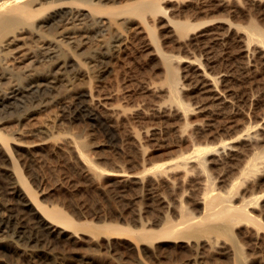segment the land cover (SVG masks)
Listing matches in <instances>:
<instances>
[{
  "label": "bare ground",
  "instance_id": "bare-ground-1",
  "mask_svg": "<svg viewBox=\"0 0 264 264\" xmlns=\"http://www.w3.org/2000/svg\"><path fill=\"white\" fill-rule=\"evenodd\" d=\"M259 2L264 0H0V111L16 110L29 114L47 106L51 103L49 99L59 103L66 102L67 109H70L69 120H79L84 124L78 132L66 131L62 137L59 135L60 140L54 135L50 137L54 141L50 144L53 150L66 153L68 151L80 163L79 167L92 179H96V182L97 178L101 180L118 176L116 181L119 187L133 184L140 190V202L133 204L134 208L130 206L133 212L128 214L131 215L134 226L129 222L125 223L127 215L123 216V212L121 215L118 213L117 217L122 224L112 222L108 217L109 220H106L101 214H97L96 222H93L95 219L85 220L80 215L83 214L80 208L85 209L83 205L67 207L73 209V212H79L76 217V213H73L72 217V212L68 213L66 206H63L65 210L48 199L46 202L39 199V195L48 197L51 186H39V189L36 184L37 188L31 187L19 167L23 153L21 157L15 153L19 149L20 152L24 151L23 157L32 155L35 148L46 146L50 138L48 141H26L0 132V231H6V235L0 237V264H63L65 255H68L64 252V246L83 245L88 250L95 248L116 252L114 243L117 238H122L127 249L132 252L142 247L145 253L147 250L157 252V247L162 242H177L184 251H189V264H208L207 251H218L228 256L232 264H248L244 249L235 240V230L243 223L256 225L254 227L257 232L260 228L264 230L261 217L252 213L254 208L264 212V190L242 196L250 183H255L256 178L264 174V151L255 148L257 142L264 139V117L256 124L235 123L234 120L226 124L220 122L217 116L228 115L227 108L232 104V94L235 92L233 81L238 79L237 74L245 75L254 51L257 48L263 51L264 27L255 18H250L245 24L235 23L237 29L232 30L233 21L227 18L229 15L222 18L225 15H221L222 12H218L219 15L215 13L217 16L221 15V18H215V14L214 18L209 14L211 19L207 20L200 21L196 18L201 13L217 9L227 11V14H236L242 5L249 4L250 8V5L256 6ZM249 13L241 14L247 16ZM235 17L231 18L237 20L238 17ZM130 20L138 23L139 31L146 38L145 45L150 46L149 53L155 57L162 69L163 76L159 84H153L152 87L145 85L144 88L158 97L148 112L168 121L174 136L180 142L186 143L185 149L179 150L170 158L169 155L166 157L169 158L167 161L150 162L148 165L143 158L142 138L150 135L149 129L139 132L133 125L128 124V141L132 140L137 153L140 152L139 156L144 159L141 161L137 155L139 162L136 164L140 165L141 170L136 173H129L131 171H126L120 163L114 162L113 166L115 164L116 168H111L113 170L98 165L88 153L91 148L95 150L98 144L85 138L96 125L118 130L122 120L130 123L132 118L137 119L140 115L147 114V111L144 112L146 109L143 111L145 107L132 108L134 110L131 111L130 108L109 101L110 95L101 96L89 87L81 89L72 86L73 78L77 77L84 66L93 70L101 64L103 58L117 52L122 44L123 30ZM159 23L163 24H160L164 27L163 33L158 31ZM161 37L171 39L179 50L183 48L185 51L193 45L205 43L203 47L205 53H208V59L205 58V62H202L193 54L194 57H183L166 50L162 46L164 40ZM93 39L94 45L87 46L88 49L92 48L86 50L87 53L81 61L82 56L76 50L86 42H93ZM234 42L239 46L238 54L246 60H236L230 64L227 59L222 60L219 48L214 44L220 43L227 48L235 44ZM20 50L22 52L15 55V51ZM9 57L20 59L17 64H11ZM71 59L75 60L74 66L68 63ZM41 61H46V66L40 69L33 67V63ZM216 65L222 68L214 72L209 70ZM182 69H186L183 75L180 73ZM182 77L187 82L184 83ZM61 86L66 89V93L58 94ZM46 90L51 94H46ZM151 94L150 97H153ZM195 113L201 114V118H194ZM232 129H240V132L229 135L223 133ZM97 151L93 152L98 155ZM231 160H238V163L233 164L235 174L232 178L222 176L220 180L219 177L225 186L223 189L218 188L222 186L217 187L210 168L223 167ZM192 175L195 176L194 179H191ZM187 181H192L194 187L200 189L198 195L194 193L193 198L195 195L196 197L192 199V204L189 202L192 206H188L184 198L190 194L192 197V193H187L188 188H185L187 194L184 193L185 189L179 190L180 194L174 191L187 184ZM158 188L167 189L177 196L175 198V194L173 195L175 200L171 197L174 200L172 205L169 204V196V203L165 205L168 210L171 206V214L160 210V214L153 218L151 212L148 213L149 216L146 214L148 203L140 192L142 189ZM151 192L155 193L154 190ZM151 192L148 191V194ZM155 194L151 196L155 198ZM164 196H157L162 202L161 206L167 203ZM255 228H252L254 233ZM85 253L80 256L85 262L90 263L96 259ZM122 264L147 263L143 262V258L135 256L124 260Z\"/></svg>",
  "mask_w": 264,
  "mask_h": 264
},
{
  "label": "rangeland",
  "instance_id": "rangeland-1",
  "mask_svg": "<svg viewBox=\"0 0 264 264\" xmlns=\"http://www.w3.org/2000/svg\"><path fill=\"white\" fill-rule=\"evenodd\" d=\"M263 3L264 2H259V4L256 6H254L255 4L250 5V8L248 7L249 4L247 6L246 5H242V6L240 5L241 6L239 9L240 13L236 11V14L235 13L234 14H227V11H224V10L221 11L219 9H217V11L216 10H212V11L210 10L209 11L210 13L209 12L208 13L207 12L201 13L200 15L197 16L196 19L198 20V18H199V20L201 21L203 19L207 20V19L214 18L215 16H216L215 18H219V17L221 18V15H223V13H224L225 15H223L222 18H224V16L226 18L229 15L227 18H229V20L233 21L232 23H234L232 26V28H233L232 30L237 29V28H235V23L245 24L250 18H255L256 21H258V23H260L264 27V7H263L264 4ZM245 8H247V9H245ZM218 12L219 13L222 12V14L220 16H217V15H219ZM243 12L245 14L249 13V12L250 13L247 14V16H248L247 17V16H243V15H245ZM209 14H210V16H212L211 18H209L210 17ZM214 14H215V16H214ZM233 15H235L239 19ZM231 17L232 18L235 17L237 20L232 19ZM135 22L136 21H134V20L133 21L130 20V23L128 24V26L125 28V30H123L124 32L122 31L123 32V36H122L123 38L121 41L122 44H120V48H119L120 51L118 49L117 52H114L113 55L103 58L104 62L102 61L101 64L96 66L93 70L92 69L90 70L88 68L86 69L87 66H84L82 68V70L79 72V74L77 75V77L73 78V81H72V86H75L77 88L86 89L87 87H89L92 90H94L96 93L100 94L101 96L110 95L111 98L109 101H111L113 104H117V105L120 104V105H122V107H125L127 109L130 108L129 110H131L132 108L143 109L145 107L143 109V111L146 109L144 112L147 111V114L142 115L143 117L140 115V117H137V119L132 118L130 123L125 122V120H122L120 122V124L118 125L119 126L118 130L115 131V130H111L109 128H108L109 129L108 130L103 126L101 127V125H98V126L96 125L95 128L93 129V131H91V134L87 135L85 138V140H89L90 142L94 141V143L98 144V147L95 148V150H98L97 151L98 155H96V153H94L95 152L94 149L93 150H92V148H91V150L86 149V150H88V153L95 159V161L97 162L98 165L100 164V166L107 168L109 170V169L115 167V164L113 166L114 162L120 163L121 165L124 166L126 171H128V172L131 171L129 173H134V172L136 173V172H139L141 170L140 165L136 164L137 162H139V160H138L139 158H141V161H143L145 159L144 160V162L146 161L145 164L150 165L151 163H153L155 161L156 162H164L165 160L167 161L176 152L186 148V146H185L186 143L185 142L183 143V141L180 142L179 139H177V137L174 136L175 134L172 132V130H170V128H169L170 124L168 123V121H164L165 120L164 118L159 117L155 114L152 115L149 113L151 111L150 110L151 104L155 103L156 100H158V97L154 96L149 91H145L144 88L146 86L152 87L157 83L159 84L163 75H162V69L159 68L160 66L157 63L158 61L155 60V57H153L152 54L149 53V52H151L150 46L145 45L146 38H145L144 34L139 31L138 23L137 22L135 23ZM160 24L161 23L157 24L158 31L160 33H163L164 27H162L163 24H161L162 26H160ZM161 38H162V40H164V42L162 41L163 44L162 43L161 44H162L163 48L165 47L164 49H166V50L174 51V53H178V54L182 55L183 57H188V55H189V57H192L194 55L197 58L201 59L202 62H205V58L208 59V53H205V50L203 47L205 43L199 44V45H193V47L191 46L189 48V50H188L189 52H188V51L183 50V48L182 49L180 48V50H179L178 47L176 46V44H174V42L171 39H164L163 37H161ZM165 40H167V41H165ZM87 43L88 42L84 43L81 48L76 50V53H80L81 54L80 56H82L81 61L85 57L84 56L85 53H87L86 50H91V48H92V47H90V49H88L89 47H87V46H89L90 44H91V46L94 45L93 44L94 39H93V42H90L88 44ZM234 43L235 44H233L231 47L228 46L227 48L220 43L214 44V46L219 48L220 56H221L222 60L224 61L225 59H227L228 60L227 62L230 64H232L236 60L237 61H239V60L245 61L246 60L240 54H238L239 46L236 42H234ZM19 48L21 49V47H19ZM261 51H262L261 48H259V49L257 48L256 51H254V54L250 57L248 69L246 70L245 75L243 73H240V72H239L240 74H237V75H239L238 79L234 80L236 83L233 81V87L235 89V92L232 94V99H231L232 104L227 108L228 109V112H227L228 115L219 116V117L217 116V119L220 120V122L228 124L230 122H233V120H234L235 123H246V124L247 123H249V124L254 123V124H256L257 122H260V120H261L260 118L264 117V54H263L264 49L262 52ZM21 52H22V50L15 51V55L18 56ZM82 53H84V54H82ZM19 59H20V57H17V59H13V57H9L8 61L11 64H14V63L17 64V60H19ZM74 61L75 60L71 59L68 61V63L70 65L73 64L72 66H74L76 64ZM46 63H47L46 61L45 62H43V61L35 62V63H33V67L40 69V68L46 66ZM72 66H70V67H72ZM218 68H222V67H219L217 65L211 66V68H209V70L214 72ZM185 71H186V69H182L180 71L181 75L186 73ZM236 72H238L237 69H236ZM20 73L22 75L25 74V72H23V73L20 72ZM182 81L184 83L187 82V80L184 79L183 77H182ZM47 91L48 90L45 91L46 94L47 93L51 94V92H49V91L47 92ZM55 92H57V91H55ZM58 92H59L58 94H63V93H66L67 91H66V89H64L63 86H61L58 89ZM149 93L154 98L150 97ZM55 101L56 100L53 101L52 99H49V102H51V103L48 102L49 104H47V106L33 110V111L29 112V114H27V113L24 114V113H22L20 111H16V110H13L11 112L10 111H7V112L0 111V132L4 133L6 135L12 136L18 140L38 141L40 139L39 141H45V140L48 141V139L50 137H53V135L57 138V140H60L59 135H61V137H62V134H66L65 133L66 131L67 132H78V131H80L81 130L80 128H82L84 123H82L79 120L70 121L69 120L70 109L69 108L67 109V107H68L67 103L65 102L66 103V107H65V105H64L65 103H59V102H55ZM52 102H54V103H52ZM61 102H63V101H61ZM132 110H134V109H132ZM128 112H130V111H128ZM20 113H21V115H20ZM201 116H202L201 114H197V113H195L193 115L194 118H201ZM67 117H68V119H67ZM159 119H161V120H159ZM123 121H124V123H122ZM128 124L133 125V127H135L139 132H143L145 130V128L149 129L148 133L150 135H147L146 138H144V137L142 138V140H143L142 144L144 145V147H143L144 148V154H143L144 159H142V157L139 156L138 153H140V152L137 153L138 150L136 149L133 142H131L132 140L129 139V141H128V137L126 135ZM232 130L227 131V132H223V133L224 134L226 133L227 135H229V133L233 134L235 132L234 134H236L237 132H240L239 131L240 129H235L233 131ZM153 132H154V134H153ZM223 136L226 137V135H223ZM262 137H264V135ZM41 139H43V140H41ZM49 140L52 141L51 138ZM50 141H49V143L46 142L47 147L45 145H43V146H40L38 148H35L31 152L32 155L29 154V156H26V157H28L27 159H26V157H23V156H25L24 155L25 153L23 150H21V152L19 149L17 150V152H15L16 150L13 151V154L15 155V157H17L16 154L18 156H20L21 153H23L21 155L22 158L19 161L20 162L19 167H20V170H21L23 176L28 181V184L32 185L31 187L37 188V186H38V188H39V186H40V188H43L45 186L46 187L51 186V191H50L48 197L47 196L41 197L39 195V199L40 200L42 199V202H46V200L48 199V200L58 204L59 206H62V207L66 206V208L67 207L73 208L75 206L79 207V205H83V207L85 209L83 210V208H80V210L83 211V214H80V215H83L82 217L86 218L85 220L93 221L95 219V221H93V222H96V217L99 214H101V216H103L105 219L108 217L110 219V221L118 222V223L120 222L122 224L121 221L117 220V217L119 216V214L121 215V213L123 212V214H125V215H123V214L122 215L123 216L127 215L126 216L127 220L129 219V221L126 220L125 223L129 222V224L132 225L133 224L131 222L132 219L130 218L131 215L129 216L128 214H130V212L131 213L133 212V208H134L133 204H139V202H140V199L138 197V194L140 191L139 188L133 184H129L126 186L120 185V187H119L118 182L116 181L117 179H119L118 176H111L112 178L109 177L107 179L102 178L101 180L97 178L98 182H96V179L95 180L92 179L89 175H87L82 170V167H79L80 163H78V161H76L75 158H73L72 154H70L68 151H67L68 154L66 153V151L61 152L62 150L60 151L58 149L57 150L54 149L55 150L54 151L52 146H51L52 145L51 143H53L54 141H52V142H50ZM255 148H257V149L261 148V150L263 149L262 151H264V139L263 140L260 139L257 142V144L255 145ZM61 153H65V154H61ZM103 155L106 158H103L104 157ZM137 155H138V157H137ZM168 156H169V158L166 159V157H168ZM136 157L138 159H136ZM23 158L25 159V161ZM136 160H138V161H136ZM23 161L25 163L22 164ZM237 161L238 160H236V162L234 160H231V162H233V163L228 162L225 165H223V167L222 166L221 167L212 166L210 168L211 169L210 174L213 176V179L215 178L214 180H216L215 182H216L217 187L222 186V187H218V188L223 189L225 186L223 184V182L220 181L223 177L232 178L234 176V174H235L234 173V170H235L234 169V165H235L234 163H238ZM111 170H113V169H111ZM261 176H259L258 179L256 178L255 183H253V184L250 183V186L247 187V190L245 189L243 191L244 193H242V196L246 197L247 195L249 196L251 193H261L264 190V174L263 175L261 174ZM219 177H220V180H219ZM194 178H195V176L192 175L191 179H194ZM187 182H186L187 184L183 185L184 188H183V186H181L183 189L180 187L174 191L176 192V194L177 193L180 194V191L184 190L185 188L186 189L188 188L189 192L185 189L184 193L185 194L192 193V197L190 196L191 195L190 194V195H188L189 197L187 195H185L184 198L187 200L186 201L187 205L192 206L191 205L192 199H194L196 197V195L199 194L198 191L200 192V189L197 187H194V184L192 181L191 182L187 181ZM258 182H259V184H258ZM36 184H37V186H36ZM103 184H105V186ZM189 184H191V185H189ZM254 184H256V186ZM98 185L100 188L98 187ZM251 188H254V189H251ZM39 189H35V190L38 191ZM193 189H196L197 192L196 191L194 192ZM150 190L142 189V192H140L146 198V201L148 203V206H147L148 212L146 214L149 216V214H150L149 212H151V215L153 218L156 214H160L159 212H161L162 210L167 211V213L171 214V206L170 205L174 204L173 202L176 198L175 196H177V195L175 193H174L175 195L173 193H170V191L167 189L164 190V188H163V190H162V188L153 189L156 194L154 192H151L153 190H151V191ZM156 190H158V192ZM148 191L151 192V194L150 193L148 194ZM186 191H187V193H186ZM165 192H167V193H165ZM171 192H173V191H171ZM134 193L137 195H135ZM160 193H162L163 196L164 195L166 196L165 199H166L167 203H163L164 206H161L162 202H160L159 201L160 199L158 198L160 195H162ZM194 193L196 195L193 198ZM154 194H155V198L153 197ZM151 195H153V196H151ZM173 195L175 198L173 197ZM169 196H170V198L172 197L174 199L173 200L172 198L171 199L169 198V200H171L170 203L168 200ZM43 198L45 201H43ZM190 199H191V201H189ZM189 202H191V204ZM168 203L170 204L169 205L170 211L168 210V208H166L167 206H165V205H168ZM63 204H65V205H63ZM123 206H124V208H123ZM130 206L131 207L133 206V208L131 209ZM129 207H130V209H129ZM158 209H159V211H158ZM72 210L73 209H68L67 211H68V213L72 212L70 214L71 216L73 213L74 214L76 213L75 214V217H76V215H78L79 212H77L75 210H74L75 212H73ZM84 213H85V215H84ZM111 213H112V215H111ZM252 213L256 214V216L258 215L259 217H261V220L264 223V218H263L264 212H261V210L259 208H257V209L254 208L252 210ZM74 214L72 217H74ZM157 216L158 215H156L155 218ZM108 218L106 220H109ZM132 226H134V225H132ZM252 226L246 225L243 223L240 227H238L237 230H235L236 231L235 240H236V242H238L242 246V249H244L243 251H244V254H246L248 264H264V249H263L264 248V242H263L264 241V238H263L264 237V230H262L260 228L261 231H259L260 230L259 229L257 232L256 231L257 229L255 228L256 225H254L255 227L254 226L252 227ZM243 227H244V229H243ZM252 228H255V233H257V235L254 233V229H252ZM247 229H248V231H247ZM263 229H264V227H263ZM259 233H260L259 236L262 238H260L258 236ZM5 235H6V231H3V232L0 231V237L5 236ZM245 236H246V238H245ZM222 239L225 241L226 240L229 241V239H227L225 237L224 238L222 237ZM122 240H123L122 238H117V240H115L116 242L118 241L117 243L116 242L114 243L115 248L117 247L116 252H115V250L106 251L104 249H95V248H94L95 250L93 248H92V250H88L83 245H82V247H81V245L79 247H78V245H76V246H73V245L72 246L71 245L64 246L65 247L64 252H66V254H68V255H65V258H64L65 262H63V264H87L88 262H85V260L80 257L82 254L85 253V251H86L85 255L88 254L89 256L93 255L92 257H94V258L96 257L95 260L94 259L92 260L93 262L91 261L88 264H122L124 260L132 259L135 256H138L141 259L143 258V262L147 263V264H189V260L187 259V257L189 258V256H190L189 251L188 252H186L187 250L184 251V248H182V246L177 242H169V244L167 242H164V243L162 242V244H164V245H162L160 243L158 246L160 248L157 247V250L155 248L153 249V250H156L157 252H155V251L150 252L147 250L145 253V251L142 247H139L140 250L138 248V250H135L132 252L131 249H129V248L127 249V245H125L126 242L124 240L123 241ZM245 240H246V242H245ZM250 241H251V243H250ZM173 243L176 245H174ZM83 247L86 248L85 251H84ZM171 247H174V248H171ZM65 249H66V251H65ZM73 249H75V250H73ZM158 250H159V253L161 250L160 254L158 253ZM123 251H124V253H123ZM67 252H69V253H67ZM169 252H170V254H169ZM79 253H81V254H79ZM156 253H158L160 256L157 254V256H159V257H157ZM184 253H186V254H184ZM206 253H208L207 254L208 264H232V261L228 256L226 257V255H222L218 251L217 252L216 251L215 252L214 251H209V252L207 251ZM153 254H154V256H153ZM209 254H211V256ZM250 258H251V260H250Z\"/></svg>",
  "mask_w": 264,
  "mask_h": 264
}]
</instances>
